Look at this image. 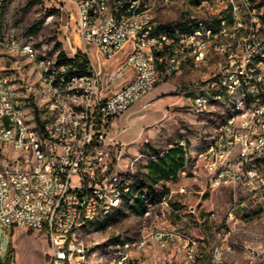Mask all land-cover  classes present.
Returning a JSON list of instances; mask_svg holds the SVG:
<instances>
[{"label":"built area","instance_id":"obj_1","mask_svg":"<svg viewBox=\"0 0 264 264\" xmlns=\"http://www.w3.org/2000/svg\"><path fill=\"white\" fill-rule=\"evenodd\" d=\"M44 1L67 13L61 48L43 44L40 51L14 33L0 38L3 227L45 231L47 264H84L87 248L78 230L131 203L127 195L138 196L132 172L119 171L110 155V121L171 77L208 69L213 61L216 71L194 84L187 105L211 114L214 133L197 156L190 159L185 148L178 173L194 180L204 175L214 190L241 188L264 210V0H182L180 22L171 25L158 23L157 13L178 0ZM89 46L105 61L130 51L103 72ZM60 51L69 59L87 56L91 68L82 73L60 63ZM128 72L125 85L108 89ZM178 191L188 193L186 186ZM143 197L141 238L116 244L112 264H132L134 254L154 246L195 264L200 240L163 226L171 197L158 200L147 189ZM223 235L209 264H225Z\"/></svg>","mask_w":264,"mask_h":264},{"label":"rangeland","instance_id":"obj_2","mask_svg":"<svg viewBox=\"0 0 264 264\" xmlns=\"http://www.w3.org/2000/svg\"><path fill=\"white\" fill-rule=\"evenodd\" d=\"M182 5V0H178L170 11H159L157 22L171 25L180 20ZM67 23V13L44 0H0V38L14 33L21 40L32 41L40 51L43 44L54 51L64 39ZM88 48L93 65L99 70L102 64L103 72L123 60L130 51L127 47L105 61L95 54L93 46ZM213 65L214 61L208 69L171 77L111 120L107 127L110 155L119 171L132 172L137 183L143 181L145 186L155 188L159 199L171 197L169 220L163 226L174 227L200 240L201 256L195 264L210 263L213 246L222 242L224 232L227 235L223 242L225 264H263L264 210L257 197L230 186L211 189L204 175L194 180L179 173L167 175L162 166L157 167V171L152 167L160 163L168 150L178 146L185 147L191 159L211 140L215 127L211 114H195L187 102L194 84L205 73L216 71ZM131 75L133 73L128 72L108 89L116 90L125 85L124 81ZM31 77L35 80L34 75ZM182 186L187 187L188 193H179ZM126 199L133 200L134 212L144 206L133 194ZM235 206L236 218L229 227L227 219ZM191 207H195V213ZM134 212L124 204L93 226L78 230L76 236L87 248L84 264H112L116 244L141 238L140 219ZM251 251L258 252L256 259ZM48 252L45 231L0 224V264H47ZM136 254L132 264H187L182 255H168L157 246Z\"/></svg>","mask_w":264,"mask_h":264},{"label":"trees","instance_id":"obj_3","mask_svg":"<svg viewBox=\"0 0 264 264\" xmlns=\"http://www.w3.org/2000/svg\"><path fill=\"white\" fill-rule=\"evenodd\" d=\"M179 23L180 20H177L174 23ZM59 48H61V43L57 44V48L55 51H57ZM58 61L60 63H73L77 66L79 72H86L88 69L91 68V63L89 61V58L87 56H77L75 59H69L66 57L65 53L63 51H60L58 54ZM185 162L184 157V149L182 146H178L176 148L170 149L167 151V154L164 158H161L160 163H156L153 167L154 171H157V167H163V170L166 172L167 175L175 176L179 172V170L183 167ZM144 189L148 190V193L153 196L154 198L159 199V192L156 191L155 188L145 186L143 181H139V183H136L135 185V191L138 192V196L135 198L136 200L143 202L145 201V198L143 197ZM128 207L134 212L132 209V202L127 204ZM144 207V206H143ZM143 207L140 211L134 212L135 214L139 215Z\"/></svg>","mask_w":264,"mask_h":264},{"label":"crops","instance_id":"obj_4","mask_svg":"<svg viewBox=\"0 0 264 264\" xmlns=\"http://www.w3.org/2000/svg\"><path fill=\"white\" fill-rule=\"evenodd\" d=\"M116 62H118V61H116ZM115 62V63H116ZM183 149H184V152H185V147H183ZM203 176V175H202ZM202 176L200 177V178H202ZM203 178H204V176H203ZM206 180V179H205ZM191 208H194L195 209V207H191Z\"/></svg>","mask_w":264,"mask_h":264}]
</instances>
